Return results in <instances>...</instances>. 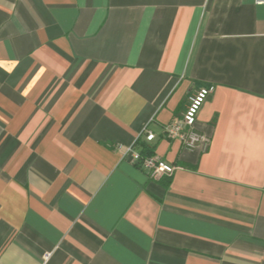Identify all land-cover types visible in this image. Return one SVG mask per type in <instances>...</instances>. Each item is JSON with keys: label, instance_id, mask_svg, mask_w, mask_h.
I'll list each match as a JSON object with an SVG mask.
<instances>
[{"label": "crops", "instance_id": "0c3cea01", "mask_svg": "<svg viewBox=\"0 0 264 264\" xmlns=\"http://www.w3.org/2000/svg\"><path fill=\"white\" fill-rule=\"evenodd\" d=\"M208 85L185 150L163 128ZM139 143L179 168L149 178ZM45 253L264 264V3L0 0V264Z\"/></svg>", "mask_w": 264, "mask_h": 264}, {"label": "built area", "instance_id": "2783aa9c", "mask_svg": "<svg viewBox=\"0 0 264 264\" xmlns=\"http://www.w3.org/2000/svg\"><path fill=\"white\" fill-rule=\"evenodd\" d=\"M257 3H264V0H256ZM214 91L213 85L203 86L196 89L189 97L184 111L179 118L169 122L163 128L164 137L168 140L178 141L185 150L203 149L209 144L208 138L196 128L197 115L209 95ZM141 135L147 143L154 140V134L146 127ZM116 150L123 156L129 157L133 163L140 161V167L144 169L149 178L158 180L163 176H169L179 167H175L156 155H150L140 159L139 151L134 145L124 147L116 145ZM51 253L43 255L42 263L47 264Z\"/></svg>", "mask_w": 264, "mask_h": 264}, {"label": "trees", "instance_id": "16d2710c", "mask_svg": "<svg viewBox=\"0 0 264 264\" xmlns=\"http://www.w3.org/2000/svg\"><path fill=\"white\" fill-rule=\"evenodd\" d=\"M139 146V156H140V159H143L145 157H148L150 155H152V147L146 143H139V144H136ZM134 145V147H138ZM136 166L140 167V161H137L136 163H134Z\"/></svg>", "mask_w": 264, "mask_h": 264}]
</instances>
